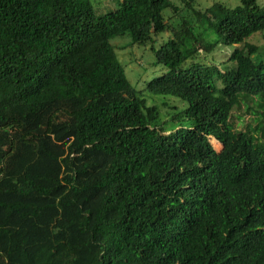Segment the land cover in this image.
<instances>
[{"label": "trees", "instance_id": "16d2710c", "mask_svg": "<svg viewBox=\"0 0 264 264\" xmlns=\"http://www.w3.org/2000/svg\"><path fill=\"white\" fill-rule=\"evenodd\" d=\"M118 1L0 0V264H264V1Z\"/></svg>", "mask_w": 264, "mask_h": 264}, {"label": "rangeland", "instance_id": "374dc122", "mask_svg": "<svg viewBox=\"0 0 264 264\" xmlns=\"http://www.w3.org/2000/svg\"><path fill=\"white\" fill-rule=\"evenodd\" d=\"M262 1V0H261ZM264 1V0H263ZM93 6L98 13H105L110 10L116 9L118 6V0H91ZM214 2H224L227 6L234 7L240 4V0H198L197 9L203 10L211 6ZM248 41L254 43L260 47L259 51L254 54V60L256 62H264V31L253 34L248 38ZM116 51L123 65L126 68V73L129 79L133 83L137 81V74L141 71V65H147L152 61V53L148 49H144L138 46H132V41L129 37H115L112 39ZM249 103H242L234 111V122L238 129L262 128L264 126V107L261 106L258 100L251 98L250 107ZM256 129V131H258ZM212 142L216 149L220 150L222 144L214 141ZM219 147V148H217Z\"/></svg>", "mask_w": 264, "mask_h": 264}]
</instances>
